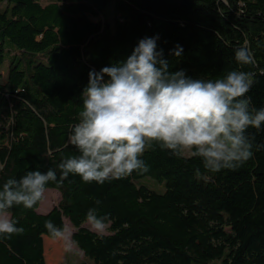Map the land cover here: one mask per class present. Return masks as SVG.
Returning a JSON list of instances; mask_svg holds the SVG:
<instances>
[{
  "label": "trees",
  "instance_id": "obj_1",
  "mask_svg": "<svg viewBox=\"0 0 264 264\" xmlns=\"http://www.w3.org/2000/svg\"><path fill=\"white\" fill-rule=\"evenodd\" d=\"M154 33L173 68L210 78L233 68L252 73L247 94L264 105V0H0V185L74 154L67 135L89 68L117 62ZM245 40L255 62L240 65L234 52ZM176 42L181 57L169 52ZM247 131L264 142V128ZM143 156L146 171L104 183L71 173L62 184L49 181L61 196L46 213L38 211L42 198L13 206L24 231L0 238V264H46L44 236L54 235L45 221L64 227L66 218L92 264H264V147L216 173L200 157L158 144ZM146 175L165 188L142 182ZM91 206L108 231L83 225Z\"/></svg>",
  "mask_w": 264,
  "mask_h": 264
},
{
  "label": "clouds",
  "instance_id": "obj_2",
  "mask_svg": "<svg viewBox=\"0 0 264 264\" xmlns=\"http://www.w3.org/2000/svg\"><path fill=\"white\" fill-rule=\"evenodd\" d=\"M158 39L159 33L142 36L124 58L89 68L80 93L82 107L67 135L77 151L56 167L28 168L0 185V238L24 231L10 212L13 206L32 208L49 181L62 184L70 173L104 183L133 170L146 171L150 165L143 154L156 144L177 155L189 149L216 173L240 167L254 155V145L264 147L247 131L250 126L264 128V105L256 106L247 94L253 74L242 68L215 78L188 74L184 67L173 68ZM169 52L181 57L184 47L176 42ZM234 56L240 65L255 62L247 40ZM196 173L201 174L199 168ZM86 215L95 227H103L104 217L95 206ZM45 226L53 235L65 236V227L52 219Z\"/></svg>",
  "mask_w": 264,
  "mask_h": 264
},
{
  "label": "rangeland",
  "instance_id": "obj_3",
  "mask_svg": "<svg viewBox=\"0 0 264 264\" xmlns=\"http://www.w3.org/2000/svg\"><path fill=\"white\" fill-rule=\"evenodd\" d=\"M8 68V58L4 60L1 66V70L3 73ZM184 153L190 154L191 151L189 149L183 150ZM142 182L147 184L150 187H153L157 191H162L165 188L163 181L152 177L150 175L143 176L141 178ZM60 192L58 189L53 187H48L45 191L44 196L40 202L38 207V211L42 213H46L49 211L54 205H56L60 199ZM90 229L97 232H106L108 231V225L103 224V227L97 228L93 224L91 220H87L83 224ZM65 236H44V246H45V258L46 264H92L91 261L85 257L82 250L78 247L77 243L72 238V233L76 230V227L71 223V221L66 218L65 219ZM70 245V247H68ZM210 264H220L219 260H215Z\"/></svg>",
  "mask_w": 264,
  "mask_h": 264
}]
</instances>
